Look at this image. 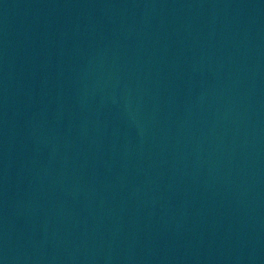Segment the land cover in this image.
Listing matches in <instances>:
<instances>
[{
	"label": "water",
	"instance_id": "obj_1",
	"mask_svg": "<svg viewBox=\"0 0 264 264\" xmlns=\"http://www.w3.org/2000/svg\"><path fill=\"white\" fill-rule=\"evenodd\" d=\"M0 264H264V0H0Z\"/></svg>",
	"mask_w": 264,
	"mask_h": 264
}]
</instances>
